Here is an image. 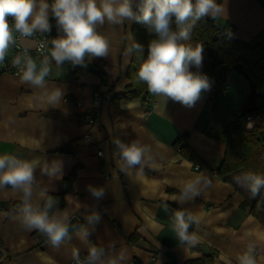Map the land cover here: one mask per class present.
<instances>
[{"label":"crops","instance_id":"obj_1","mask_svg":"<svg viewBox=\"0 0 264 264\" xmlns=\"http://www.w3.org/2000/svg\"><path fill=\"white\" fill-rule=\"evenodd\" d=\"M219 2L226 12L215 21L227 26L232 38L264 50V0ZM135 23H106L100 31L110 42L109 55L88 60L86 67L69 63L57 67L53 62L44 88L22 82L20 75H0V154L39 160L30 203L42 206L49 196H60L63 207L52 213L80 221L54 248L45 234L21 226V211L14 204H23L22 193L0 186V264H74L76 258L88 256L91 246L112 254L110 245L115 251L126 250L124 264H185L213 253L212 264H239V256L249 247L258 264H264V226L241 208L253 200L247 187L236 182L243 173L216 174L225 145L215 135L248 104V82L228 70L224 85L215 84L212 95L207 75L210 89L191 107L171 99L163 104L153 94L148 105L142 97L119 99L130 84L126 72L132 54L126 50L133 43ZM23 43L34 46L29 40ZM50 50L51 44L45 56ZM31 56L39 68L45 56ZM54 88L63 92L61 106L46 109L36 97ZM96 91L103 98L109 96L98 107L92 104ZM117 140L149 146L151 159L126 174L118 164ZM176 142L185 146L183 153ZM99 150L101 157L96 154ZM54 160L62 165L59 178L41 170ZM73 172L75 179L68 188L65 181ZM199 173L210 185L193 200L178 203L179 187ZM90 187L103 188V198L92 196ZM178 210L200 220L189 228L200 239L195 247L176 239L172 223ZM83 231L89 233L86 241L80 238Z\"/></svg>","mask_w":264,"mask_h":264},{"label":"clouds","instance_id":"obj_2","mask_svg":"<svg viewBox=\"0 0 264 264\" xmlns=\"http://www.w3.org/2000/svg\"><path fill=\"white\" fill-rule=\"evenodd\" d=\"M224 4L219 0H0V63L4 62L9 47L18 37L30 38L36 34L51 32L50 15L56 22L57 36L50 40L51 50L41 65L37 66L27 50L23 56H16L13 64L18 67L22 82L44 88L50 75L53 62L57 67L65 63L75 66H87L93 58L107 57L110 42L100 29L107 23L121 25L126 21L145 24L150 32L157 36L148 44L147 58L143 59L137 70V77L147 85L148 91L163 104L167 100L179 102L184 106H193L203 91L210 89L207 75L200 71L203 60V47L187 43L197 21L205 16L217 19L225 15ZM11 18V20L9 19ZM173 24L175 28L173 29ZM143 46L131 44L126 54H141ZM63 92L59 88L44 92L36 99L48 107L61 106ZM120 159L118 164L126 174L142 168L151 149L137 140L130 143L115 141ZM39 160H21L11 154H0V186H10L22 193L23 208L18 217L21 226L28 231L37 230L45 234L51 246L58 248L69 235L68 217L59 212L52 213L56 201L48 197L43 206H33L34 169ZM45 174L59 178L62 165L58 160L41 167ZM236 182L245 185L252 197L264 190V175L252 171L237 176ZM211 181L199 173L185 180L178 189L176 201L183 204L201 194ZM92 196L103 198V188H89ZM94 219H99L94 216ZM197 215L186 214L183 210L174 213L172 228L177 241L185 246L195 247L200 239L195 232H190L191 224L199 225ZM89 233L83 231L82 240H87ZM112 254L104 247L91 246L85 264H124L126 250ZM78 257V253L74 252ZM239 264H258L252 255V248L239 256Z\"/></svg>","mask_w":264,"mask_h":264},{"label":"trees","instance_id":"obj_3","mask_svg":"<svg viewBox=\"0 0 264 264\" xmlns=\"http://www.w3.org/2000/svg\"><path fill=\"white\" fill-rule=\"evenodd\" d=\"M131 34L133 43L141 44L144 50L141 54L132 53L130 66L126 72V78L129 79L130 84L128 91L119 96V99H138L145 95L147 85L138 79L137 70L143 59L147 58L149 42L157 38L154 32H150L148 27L140 22L135 23ZM187 43L192 46L200 44L203 47L201 68L193 67L191 70L209 75L212 95L215 92V84L224 85L225 73L228 70L237 72L250 86L251 96L248 101V103L251 102L250 106L245 108L235 121L225 125L215 135V139L225 145L224 158L216 174L224 177L235 171L242 173L252 171L264 175V140L262 137L264 129V50L259 46H250L232 38L227 26H220L215 19L209 16L197 21L191 39ZM252 114L261 115L263 119L258 127L249 131L245 127L244 117ZM174 146L183 153L185 146H180L179 142L174 143ZM74 179L73 172L65 181L68 188ZM49 197L58 199L52 211L63 207V200L60 196ZM14 206L21 211L24 205L15 203ZM241 208L264 226V190L253 197L251 204H244ZM215 256L213 253L185 264H212Z\"/></svg>","mask_w":264,"mask_h":264},{"label":"built area","instance_id":"obj_4","mask_svg":"<svg viewBox=\"0 0 264 264\" xmlns=\"http://www.w3.org/2000/svg\"><path fill=\"white\" fill-rule=\"evenodd\" d=\"M11 20V18H9ZM50 23L52 24V30L50 33L41 35L36 34L34 37L30 38H22L18 37L16 42L12 44L7 52L4 62L0 63V75L2 74H9L13 76L20 75L19 69L17 66L13 64V60L16 56L20 55L23 56L25 54V50H27V55H31L34 53L39 57H43L46 55L48 50V46L50 45V40L57 36V28L56 22L50 15ZM29 40L34 43L33 48L27 47L23 41ZM225 93V92H224ZM151 93L146 89V93L143 96V102L148 105L151 102ZM103 100H109V96H105L103 98L102 94L99 91H96L92 97V104L94 107H98ZM263 117L258 114L246 115L244 117L245 127L247 130L251 131L254 128L258 127L262 122ZM89 124H93L95 122L93 117H89L88 119ZM262 137L264 140V129L262 130ZM97 156H102V151H97ZM197 168V167H196ZM87 256L78 257L74 260V264H85Z\"/></svg>","mask_w":264,"mask_h":264},{"label":"water","instance_id":"obj_5","mask_svg":"<svg viewBox=\"0 0 264 264\" xmlns=\"http://www.w3.org/2000/svg\"><path fill=\"white\" fill-rule=\"evenodd\" d=\"M68 223H69V234L72 233L80 225L79 219L75 216L71 217Z\"/></svg>","mask_w":264,"mask_h":264},{"label":"rangeland","instance_id":"obj_6","mask_svg":"<svg viewBox=\"0 0 264 264\" xmlns=\"http://www.w3.org/2000/svg\"><path fill=\"white\" fill-rule=\"evenodd\" d=\"M250 103H251V102H249L248 104H246L245 106H243V107L240 109V111H239L238 113L235 114V118H237V117H238V114H240L245 108H248V107L250 106Z\"/></svg>","mask_w":264,"mask_h":264}]
</instances>
